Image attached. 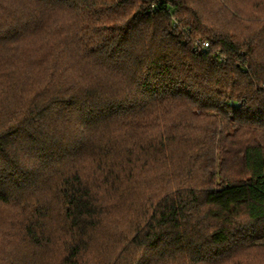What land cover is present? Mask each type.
I'll use <instances>...</instances> for the list:
<instances>
[{"label": "trees", "instance_id": "16d2710c", "mask_svg": "<svg viewBox=\"0 0 264 264\" xmlns=\"http://www.w3.org/2000/svg\"><path fill=\"white\" fill-rule=\"evenodd\" d=\"M0 264H264V0H0Z\"/></svg>", "mask_w": 264, "mask_h": 264}, {"label": "built area", "instance_id": "2783aa9c", "mask_svg": "<svg viewBox=\"0 0 264 264\" xmlns=\"http://www.w3.org/2000/svg\"><path fill=\"white\" fill-rule=\"evenodd\" d=\"M205 48L209 47V43L206 40H203L201 43Z\"/></svg>", "mask_w": 264, "mask_h": 264}]
</instances>
